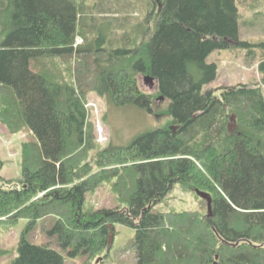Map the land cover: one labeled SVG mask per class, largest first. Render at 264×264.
Wrapping results in <instances>:
<instances>
[{
    "label": "trees",
    "instance_id": "obj_1",
    "mask_svg": "<svg viewBox=\"0 0 264 264\" xmlns=\"http://www.w3.org/2000/svg\"><path fill=\"white\" fill-rule=\"evenodd\" d=\"M147 3L141 37L128 30L117 46L108 45L101 28L78 46L75 0L7 5L0 23V123L14 134L27 127L35 137L22 145L21 179L0 175V225L28 219L10 264H64L61 250L27 238L45 215L57 216L49 234L70 256H84L82 264L106 252L115 224L135 230L136 264H264L262 88L203 91L218 75L217 63L208 61L213 51L264 49V42L240 40L236 0ZM73 56L114 105L151 112L152 94L141 90L137 75L152 76L169 123L90 160L95 142L82 97L61 73L53 78L50 69L35 67L40 59ZM257 69L264 82V59ZM105 181L112 182L117 205L86 210L87 193ZM177 185L209 193L210 215L157 208Z\"/></svg>",
    "mask_w": 264,
    "mask_h": 264
},
{
    "label": "rangeland",
    "instance_id": "obj_2",
    "mask_svg": "<svg viewBox=\"0 0 264 264\" xmlns=\"http://www.w3.org/2000/svg\"><path fill=\"white\" fill-rule=\"evenodd\" d=\"M75 1L79 7L76 36L78 46H85L87 40H91L97 34L98 28L103 29L102 35L107 38L109 46H117L128 30L134 31L137 38L141 37L149 8L148 0ZM236 2L239 8L240 40L249 43L264 42V0H236ZM9 3L10 0H0V23L6 20ZM145 37L147 36L145 35L144 39ZM262 59H264V49L260 45L252 47L233 45L227 49L213 51L208 56V61L217 63L218 77L205 85L203 91L209 88L233 87L238 84H246L249 87L260 85L264 100L263 77L257 69ZM88 62L92 66L95 65L90 55ZM81 63L75 56L60 57L40 59L35 67L39 70L50 69L53 78L55 73H61L62 80L76 87L82 97L89 130L95 142V148L89 154L90 160L94 162L97 154L110 145H130L139 135L169 123L166 99H159L157 85L154 83L150 86L143 74L137 75L138 84L142 91L152 94L151 112L134 104L114 105L106 96L98 94L94 90V76L90 71H81ZM229 124L232 125L231 131H234L237 126L235 115L234 122L229 119ZM34 140V135L27 127L14 134L0 123V157L3 161L0 175L3 178L13 181L21 179L22 145L24 142ZM116 197L112 182L105 181L94 192L87 193L84 208L86 210L114 208L117 205ZM206 205V200L202 199L195 190L177 185L157 208L166 211L172 208L190 211L201 209L204 213H208ZM56 219V215L41 217L34 228L27 232V238L34 243L61 250L65 257L64 264H82L84 256H70L60 248L57 236L49 234ZM27 224L28 219L21 218L14 224L0 225V264H10L17 255V247ZM113 229L111 246L96 261L93 260V264H136V251L133 247L135 230L122 224H115Z\"/></svg>",
    "mask_w": 264,
    "mask_h": 264
},
{
    "label": "water",
    "instance_id": "obj_3",
    "mask_svg": "<svg viewBox=\"0 0 264 264\" xmlns=\"http://www.w3.org/2000/svg\"><path fill=\"white\" fill-rule=\"evenodd\" d=\"M144 79L149 82V85L152 86L155 82H154V78L150 75H144ZM159 99H163V96H160ZM231 119V122H234V115H231L230 117ZM228 129L231 131L232 130V125L229 124L228 125ZM196 193L202 198V199H205L206 200V203H207V208H208V214L210 215L211 213V206H212V197L209 193L205 192V191H202V190H199V189H196L195 190ZM110 227V233L108 235V245H107V249H109V247L111 246V243H112V235H113V228L111 225H109ZM217 258V256H216Z\"/></svg>",
    "mask_w": 264,
    "mask_h": 264
},
{
    "label": "crops",
    "instance_id": "obj_4",
    "mask_svg": "<svg viewBox=\"0 0 264 264\" xmlns=\"http://www.w3.org/2000/svg\"><path fill=\"white\" fill-rule=\"evenodd\" d=\"M217 77H218V75H217Z\"/></svg>",
    "mask_w": 264,
    "mask_h": 264
}]
</instances>
